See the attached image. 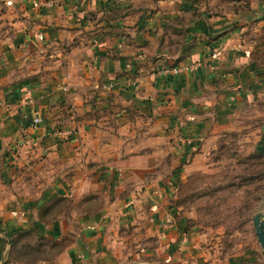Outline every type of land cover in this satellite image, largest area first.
<instances>
[{
  "label": "crops",
  "instance_id": "0c3cea01",
  "mask_svg": "<svg viewBox=\"0 0 264 264\" xmlns=\"http://www.w3.org/2000/svg\"><path fill=\"white\" fill-rule=\"evenodd\" d=\"M6 1L0 264H9L7 230L41 226L37 210L63 192L109 196L115 188L119 197L82 220L84 239L60 262L76 255L102 263L116 246L112 229L146 217L158 238L173 237L163 225H173L170 201L192 157L223 133L249 129L264 152V64L253 57L262 49L263 0L220 11L215 0ZM174 68L178 74H165ZM63 85L67 93L57 91ZM37 109L43 122L34 128ZM53 121L65 122L72 136L55 138Z\"/></svg>",
  "mask_w": 264,
  "mask_h": 264
},
{
  "label": "rangeland",
  "instance_id": "374dc122",
  "mask_svg": "<svg viewBox=\"0 0 264 264\" xmlns=\"http://www.w3.org/2000/svg\"><path fill=\"white\" fill-rule=\"evenodd\" d=\"M215 1L213 11H220L221 7L231 2L234 9L248 7L251 2ZM59 88L57 91L60 93H67ZM53 122L56 123L53 124L55 138H70L58 134L67 130L63 127L65 122ZM258 146L256 129L226 132L219 136L214 148L191 158L193 167L182 180H178L170 201L175 218L170 223L173 225H168V221L167 225H163L175 233L173 237L170 233L166 239L158 238L148 225L151 219L146 217L141 224L112 229L109 242L116 243V246L105 254L102 263L88 262L83 258L78 260L76 255L71 262H66V259L60 262V256L68 248L75 247L76 241L83 237L86 228L81 225L82 220L102 210L110 199L116 201L119 197L115 188L109 189V196L97 194L95 190L86 193L80 190L73 194L63 192L37 210L34 217L41 222V226L22 228L23 231L21 228L7 230L11 235V244L5 262L264 264V253L254 226L256 214L264 217V152ZM62 170L59 171L65 176L66 171ZM130 190L125 188L121 196ZM77 248L78 254L82 247Z\"/></svg>",
  "mask_w": 264,
  "mask_h": 264
},
{
  "label": "built area",
  "instance_id": "2783aa9c",
  "mask_svg": "<svg viewBox=\"0 0 264 264\" xmlns=\"http://www.w3.org/2000/svg\"><path fill=\"white\" fill-rule=\"evenodd\" d=\"M18 1H20V0H7L6 1V5L8 7H12ZM51 5H52V3H48L47 4V6H51ZM33 6L35 8H38L40 6V4L38 2H35ZM164 72H165V74H169V72H170L171 74L176 75V74H178L179 69L174 68V69H172L170 71H164ZM61 89H63L64 91L67 90L65 86L61 87ZM31 122H32V127H34V128L39 127L42 124V122H43V115H42V111L41 110H38L37 109V110L34 111L33 118H32V121ZM58 134H59V136L66 137V138L72 136V132L70 130H61V131H59ZM183 140H184L183 142H185V143L188 142L187 139H183Z\"/></svg>",
  "mask_w": 264,
  "mask_h": 264
},
{
  "label": "water",
  "instance_id": "95a60500",
  "mask_svg": "<svg viewBox=\"0 0 264 264\" xmlns=\"http://www.w3.org/2000/svg\"><path fill=\"white\" fill-rule=\"evenodd\" d=\"M254 226H255V230H256L259 243L264 253V217L262 214L258 213L255 215ZM6 235L10 239L11 235L10 234H6Z\"/></svg>",
  "mask_w": 264,
  "mask_h": 264
},
{
  "label": "trees",
  "instance_id": "16d2710c",
  "mask_svg": "<svg viewBox=\"0 0 264 264\" xmlns=\"http://www.w3.org/2000/svg\"><path fill=\"white\" fill-rule=\"evenodd\" d=\"M258 45L259 46H257V48L259 47L262 49H257V50L255 49V51L253 53V57H254L255 61H260L261 63L264 64V29H263V35L261 36V39H260ZM12 236H13V234H12Z\"/></svg>",
  "mask_w": 264,
  "mask_h": 264
}]
</instances>
